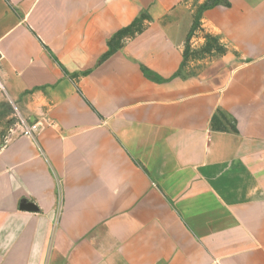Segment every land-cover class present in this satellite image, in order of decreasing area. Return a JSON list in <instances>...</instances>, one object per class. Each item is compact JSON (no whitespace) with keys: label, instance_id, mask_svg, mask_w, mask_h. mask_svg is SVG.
<instances>
[{"label":"crops","instance_id":"obj_1","mask_svg":"<svg viewBox=\"0 0 264 264\" xmlns=\"http://www.w3.org/2000/svg\"><path fill=\"white\" fill-rule=\"evenodd\" d=\"M205 1L0 0V264H264V0L182 66Z\"/></svg>","mask_w":264,"mask_h":264},{"label":"trees","instance_id":"obj_2","mask_svg":"<svg viewBox=\"0 0 264 264\" xmlns=\"http://www.w3.org/2000/svg\"><path fill=\"white\" fill-rule=\"evenodd\" d=\"M227 4L226 0H206L205 3L200 7L198 10L193 25L191 27V30L187 36V41L185 43V48L183 52V63L184 61L188 59H195L197 57H202L204 54H209L212 50L219 51L222 50L216 43V39L214 37H211L210 35L206 34L205 35V43L199 47V48H192L190 46V38L192 35L193 30L198 27L200 24L199 19H200V14L204 9L213 7L217 4ZM141 19L137 18L135 19L130 25L123 27L119 29L117 32H115L107 41L108 44V50L102 55L99 61H102L106 59L109 55H111L115 50H117L120 47L121 43V38L124 36H133L135 33L140 32L141 30ZM181 66V67H182ZM176 74V73H175ZM178 74V72H177ZM214 120V117H213Z\"/></svg>","mask_w":264,"mask_h":264},{"label":"built area","instance_id":"obj_3","mask_svg":"<svg viewBox=\"0 0 264 264\" xmlns=\"http://www.w3.org/2000/svg\"><path fill=\"white\" fill-rule=\"evenodd\" d=\"M2 54L0 52V60ZM1 85V84H0ZM13 127L9 129L10 133L17 132L18 134L25 135L29 138H34L35 134L41 129V122L39 120L27 121L16 111L13 115ZM5 141V140H4Z\"/></svg>","mask_w":264,"mask_h":264},{"label":"water","instance_id":"obj_4","mask_svg":"<svg viewBox=\"0 0 264 264\" xmlns=\"http://www.w3.org/2000/svg\"><path fill=\"white\" fill-rule=\"evenodd\" d=\"M19 206L21 209H25V210H31V211L37 210V207L32 202H29L25 199L21 200Z\"/></svg>","mask_w":264,"mask_h":264}]
</instances>
